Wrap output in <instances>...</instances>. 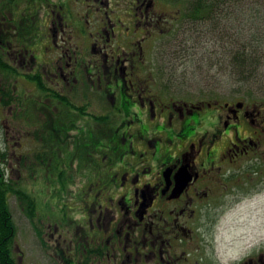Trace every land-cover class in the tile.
Here are the masks:
<instances>
[{
  "label": "flooded vegetation",
  "instance_id": "obj_1",
  "mask_svg": "<svg viewBox=\"0 0 264 264\" xmlns=\"http://www.w3.org/2000/svg\"><path fill=\"white\" fill-rule=\"evenodd\" d=\"M188 3L0 0V103L28 104L27 120L3 113L59 183L33 193L30 264H222L220 219L264 192V101L162 89L153 55L198 28L182 20ZM67 150L83 174L74 192ZM17 237L10 261L26 264ZM234 264H264V247Z\"/></svg>",
  "mask_w": 264,
  "mask_h": 264
},
{
  "label": "rangeland",
  "instance_id": "obj_2",
  "mask_svg": "<svg viewBox=\"0 0 264 264\" xmlns=\"http://www.w3.org/2000/svg\"><path fill=\"white\" fill-rule=\"evenodd\" d=\"M244 1L238 13H244L243 7L254 4L257 0ZM262 11L264 12V8ZM238 17H241L239 20H244V16L239 14ZM261 17L264 20V15ZM241 22L248 27L246 29L248 30L251 23ZM230 28L232 27L228 26V30H225L226 34L231 35ZM247 32L250 33V31ZM210 33L217 35L211 30ZM212 39H216V42L213 43ZM227 41L231 40L225 35L212 37L201 27L190 29L189 32L180 27L174 34L162 38L157 44L156 54L153 55L155 71H157V77L161 79L162 89L173 92L179 97L189 96L193 99H211L213 95H219L230 100L239 97L246 102L251 97L255 100L256 98L264 100L262 80L257 82L251 78L250 83L245 80V84L238 81L239 75L231 64L234 61L232 57L234 52H231L232 47H228L231 43ZM159 45H161L160 49ZM261 76L264 77V74ZM1 107L3 106L0 105V146L4 150L7 148L10 155L8 164L10 169L11 166L13 168V175L11 172L10 178L17 180L25 176L24 181L29 182V191L43 195L44 187L40 181L43 178L41 166L36 174L39 177L38 181L28 180L25 172L18 171L23 155H28L33 162H36L34 156L40 151L32 153L38 147L35 148L30 134L20 133L22 130L18 132L9 130L8 126H12L13 122L11 118L6 121L9 112L3 113ZM72 169L68 184L69 189L74 192L78 186H82L83 174L78 173L77 162H74ZM10 204L18 229V246L25 251L26 264H30L28 256L31 254V245L34 242L38 244V240L35 234L33 236L34 231L22 203L12 197ZM214 239V250L211 249V256L217 258L222 264H234L248 254L261 250L264 247V192L242 200L234 209L227 212L216 227Z\"/></svg>",
  "mask_w": 264,
  "mask_h": 264
},
{
  "label": "trees",
  "instance_id": "obj_3",
  "mask_svg": "<svg viewBox=\"0 0 264 264\" xmlns=\"http://www.w3.org/2000/svg\"><path fill=\"white\" fill-rule=\"evenodd\" d=\"M261 1L264 0H257L251 5L247 4V7H243L245 10L244 13H238L240 5L245 2L244 0H189V3L185 5L186 7H182V20H185L188 23L187 25L194 28L201 27L209 36L222 37L225 35L227 39L231 40L230 42L227 41L231 43L228 45V47H232L231 52H234L232 56L234 61L231 62V64L239 75L238 81L243 83L245 80L247 83H250L251 78L255 79L257 82H259V80L264 82V77L261 76V74H264V20L261 17V15H264L262 11L264 2ZM239 14L244 16V20H239L241 18L238 17ZM241 21H248V23H251L248 30H246L248 27L244 26ZM223 22H226V24H223ZM228 26L232 27L230 28L231 35L226 34L225 30H228ZM210 30L217 35L211 34ZM247 31H250V33ZM212 41L215 43L216 39H212ZM8 90L9 93H11L10 88H8ZM238 99L240 98L238 97ZM16 103L17 102H2L0 105L3 106L1 107L2 109L21 107L22 113L20 117L27 120L25 112L28 109V104L21 102ZM35 134L36 137H41L40 131H37ZM58 152V150L52 151V153H56V155ZM74 153V151L71 152L70 150L66 152L67 159L65 163L67 173L69 170H72L74 165V158L69 160L70 154L74 155ZM43 154H47V152L43 153L42 150H40V152L34 156L36 162H33L32 158L28 155H23L22 159L20 158L21 169L19 167L18 171L25 172L28 180L38 181L39 177L36 174L41 166L43 178L40 179V181L48 185L53 184L54 187H57L59 183L53 181L50 183L47 182V180L50 179L47 176L48 166L46 164H48V162L54 164V161L47 158V156H43ZM9 158L10 155H8L7 148L4 150L3 147L0 146V264H7L8 262L12 264L10 261L11 250L18 233L17 225L12 218L9 198L11 196L18 197V200L22 203L28 216L36 211V206H38L36 199H34L35 203L33 204V196L35 195L29 191V182L26 183V181H24L25 176L17 180L10 178L11 172L13 175V168H9ZM50 168L52 169L53 165ZM67 181L68 177L66 180L61 181L63 183L62 188L69 191L70 189ZM44 183L43 187L45 185ZM56 190L58 189L56 188Z\"/></svg>",
  "mask_w": 264,
  "mask_h": 264
}]
</instances>
